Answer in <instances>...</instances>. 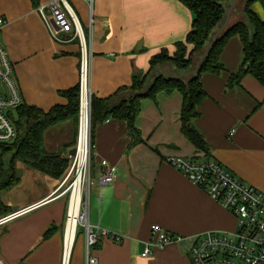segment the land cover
Masks as SVG:
<instances>
[{
	"label": "crops",
	"instance_id": "obj_1",
	"mask_svg": "<svg viewBox=\"0 0 264 264\" xmlns=\"http://www.w3.org/2000/svg\"><path fill=\"white\" fill-rule=\"evenodd\" d=\"M69 2L89 43L87 3ZM251 7L264 21L262 3L255 1ZM93 15L90 87L99 97L130 85L136 74H146L151 58L164 48L173 52L193 21V13L180 0H94ZM0 17L6 20L0 27V43L13 63L25 104L44 110L65 104L60 92L79 83V42L56 41L31 0H0ZM221 62L220 73L201 77L207 97L193 119L208 154L181 132L179 91L142 99L136 119L141 142L132 145L124 120L110 118L96 127L91 155L94 182L89 192V220L101 227L100 242L91 249L96 264H193L187 245L179 242L141 256L153 224L184 236L236 229L235 216L171 165L169 157L218 161L250 185L264 189V85L247 75L240 85L227 87L230 74L243 62L239 36L226 42ZM73 133L71 122L50 130L48 150L69 158L75 147ZM103 160L117 167L112 183L98 182ZM16 172L19 182L1 193L9 210L0 211V216L51 200L0 227V259L5 264H62L68 206V195H59L63 177H51L22 161H17ZM74 244L69 264H86L82 232Z\"/></svg>",
	"mask_w": 264,
	"mask_h": 264
},
{
	"label": "built area",
	"instance_id": "obj_2",
	"mask_svg": "<svg viewBox=\"0 0 264 264\" xmlns=\"http://www.w3.org/2000/svg\"><path fill=\"white\" fill-rule=\"evenodd\" d=\"M84 1L89 10V43L80 19L69 0H48L36 7L52 37L58 42L78 41L81 52L76 153L69 157L70 164L61 184V186L64 185V190L59 194L68 195L62 264L70 262L79 229L82 230L85 238L86 264L98 262L97 258L91 254V249L99 244L101 238V227L89 220V192L94 182L91 169L93 146L91 144L92 91L90 77L93 56L92 28L95 17L93 15L94 0ZM5 22L6 20L0 17V27ZM23 103V96L14 76L13 63L7 49L0 43V145L9 144L15 139L17 131L10 117V111ZM83 119L85 121L84 137H82ZM230 134H233V131ZM81 146L84 150V161L80 167L78 156ZM168 161L233 214L237 221V227L232 232L210 230L197 235L184 236L167 232L160 225L153 224L150 229V239L141 256H150L157 248H163L171 242H179L187 245V253L193 264H264V189L250 185L215 160L203 161L192 157L172 156L168 158ZM101 165L103 170L98 177L99 184L112 183L117 176V167L110 165L106 160L101 161ZM78 175L80 180L76 187ZM49 200L51 199L47 198L35 205L1 215L0 227ZM111 236L117 241L121 239L116 234ZM0 264L5 263L0 259Z\"/></svg>",
	"mask_w": 264,
	"mask_h": 264
},
{
	"label": "trees",
	"instance_id": "obj_3",
	"mask_svg": "<svg viewBox=\"0 0 264 264\" xmlns=\"http://www.w3.org/2000/svg\"><path fill=\"white\" fill-rule=\"evenodd\" d=\"M31 1L35 7L41 3V0ZM180 1L193 13L191 30L185 40L177 42L173 52L164 48L154 55L150 60L147 73L134 75L130 85L122 86L106 97H99L92 93V146L96 127L110 118L124 120L127 123L129 134L133 138L132 145L143 141L136 125L142 99H155L160 92L179 91L182 94L181 132L196 149L208 154L209 148L203 135L193 125V119L200 115L199 107L207 97L201 77L205 73L218 74L224 69L221 54L226 42L232 36L236 35L241 39L243 62L236 72L230 74L227 87L240 85L247 75H252L264 85V21L251 7L255 1H260L264 6V0L237 2L227 28L212 44L199 69L189 76L186 74L195 68L196 62L205 52V47L225 23L232 0ZM150 75H152L151 83L147 91L141 93ZM60 94L66 103L56 104L49 110L24 102L10 111L17 135L11 143L0 145L1 152H10L7 165L0 159V211L2 213L8 212L9 208L3 205L1 193L10 190L20 180L16 172L17 161H22L54 178H62L66 173L70 159L59 153L50 152L46 144V135L55 127L71 122L74 143H76L80 105L79 83L61 91ZM51 231V228L48 229L45 235L48 236Z\"/></svg>",
	"mask_w": 264,
	"mask_h": 264
},
{
	"label": "water",
	"instance_id": "obj_4",
	"mask_svg": "<svg viewBox=\"0 0 264 264\" xmlns=\"http://www.w3.org/2000/svg\"><path fill=\"white\" fill-rule=\"evenodd\" d=\"M239 0H232L229 8H228V11H227V15H226V20H225V23L223 24V26L217 31V33H215L213 39L207 44V46L205 47V52L204 54L199 58V60L196 62V65H195V68L188 72L186 75L189 76L191 74H193L194 72H196L198 69H199V66L202 62V60L204 59V57L206 56V54L208 53L210 47L212 46V44H214L217 39L220 37V35L225 31V29L227 28L228 24H229V21H230V18H231V14H232V11L234 10L237 2ZM151 78H152V75H150L148 78H147V83L143 89V91L141 93H145L151 83ZM76 153V148L74 147L71 151H70V155H74Z\"/></svg>",
	"mask_w": 264,
	"mask_h": 264
},
{
	"label": "bare ground",
	"instance_id": "obj_5",
	"mask_svg": "<svg viewBox=\"0 0 264 264\" xmlns=\"http://www.w3.org/2000/svg\"><path fill=\"white\" fill-rule=\"evenodd\" d=\"M84 123H85V121L83 119L82 137H84V135H85ZM83 151H84L83 147L81 146V148L79 150V156H78V161L80 163V167H81V165L83 164V161H84V152ZM79 180H80V177L78 175L77 178H76V187L78 186Z\"/></svg>",
	"mask_w": 264,
	"mask_h": 264
},
{
	"label": "rangeland",
	"instance_id": "obj_6",
	"mask_svg": "<svg viewBox=\"0 0 264 264\" xmlns=\"http://www.w3.org/2000/svg\"><path fill=\"white\" fill-rule=\"evenodd\" d=\"M77 140V139H76ZM75 145H76V143H75ZM0 159H1V162H4V164H6L7 165V163H9V158H10V152H5V153H3V152H1L0 151ZM80 232H82V230L81 229H79V233ZM79 240V239H78ZM77 243V242H76ZM75 246H76V244H74V248H75Z\"/></svg>",
	"mask_w": 264,
	"mask_h": 264
}]
</instances>
